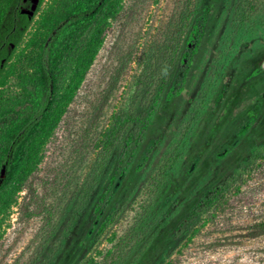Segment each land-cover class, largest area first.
I'll use <instances>...</instances> for the list:
<instances>
[{
    "label": "rangeland",
    "instance_id": "374dc122",
    "mask_svg": "<svg viewBox=\"0 0 264 264\" xmlns=\"http://www.w3.org/2000/svg\"><path fill=\"white\" fill-rule=\"evenodd\" d=\"M50 1L5 68L13 111ZM121 111L143 122L103 150ZM37 159L0 213V264H264V0H122Z\"/></svg>",
    "mask_w": 264,
    "mask_h": 264
},
{
    "label": "trees",
    "instance_id": "16d2710c",
    "mask_svg": "<svg viewBox=\"0 0 264 264\" xmlns=\"http://www.w3.org/2000/svg\"><path fill=\"white\" fill-rule=\"evenodd\" d=\"M44 1L39 0L30 14L23 10L31 8L30 0H0V98L5 68ZM121 1L51 0L42 9L31 39L37 54L27 57L31 69L21 68L18 73L22 91L13 100L21 108L13 111L15 103L11 107L0 104L1 118L13 111L9 124L0 126V213L17 201L22 179L37 165L41 145L84 81L105 41L106 21L120 11ZM188 18L186 13L183 19ZM196 35L194 25L187 35V45L194 44ZM142 122L140 113H115L103 131V150L114 149L123 136L130 146L135 133L128 128ZM224 191L223 185L211 188L192 216L197 217L204 206L219 201Z\"/></svg>",
    "mask_w": 264,
    "mask_h": 264
},
{
    "label": "water",
    "instance_id": "95a60500",
    "mask_svg": "<svg viewBox=\"0 0 264 264\" xmlns=\"http://www.w3.org/2000/svg\"><path fill=\"white\" fill-rule=\"evenodd\" d=\"M31 1L33 2V0H31ZM38 1H39V0H36L35 2H33L32 7H31L30 10H28V11L24 10V11H26V12H28V13H30V14H33V10H35V8H36V6H37V4H38Z\"/></svg>",
    "mask_w": 264,
    "mask_h": 264
},
{
    "label": "flooded vegetation",
    "instance_id": "af4514ba",
    "mask_svg": "<svg viewBox=\"0 0 264 264\" xmlns=\"http://www.w3.org/2000/svg\"><path fill=\"white\" fill-rule=\"evenodd\" d=\"M32 4H33V2L31 1V7H32ZM26 9L30 10L31 8L30 9L29 8H24L23 10H26Z\"/></svg>",
    "mask_w": 264,
    "mask_h": 264
},
{
    "label": "bare ground",
    "instance_id": "6f19581e",
    "mask_svg": "<svg viewBox=\"0 0 264 264\" xmlns=\"http://www.w3.org/2000/svg\"><path fill=\"white\" fill-rule=\"evenodd\" d=\"M36 0H33V2H35Z\"/></svg>",
    "mask_w": 264,
    "mask_h": 264
}]
</instances>
